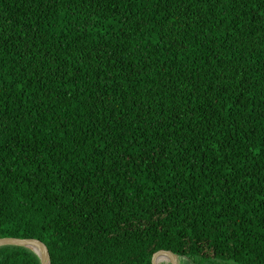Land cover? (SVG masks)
<instances>
[{
  "label": "trees",
  "instance_id": "16d2710c",
  "mask_svg": "<svg viewBox=\"0 0 264 264\" xmlns=\"http://www.w3.org/2000/svg\"><path fill=\"white\" fill-rule=\"evenodd\" d=\"M0 237L264 264V0H0Z\"/></svg>",
  "mask_w": 264,
  "mask_h": 264
},
{
  "label": "water",
  "instance_id": "95a60500",
  "mask_svg": "<svg viewBox=\"0 0 264 264\" xmlns=\"http://www.w3.org/2000/svg\"><path fill=\"white\" fill-rule=\"evenodd\" d=\"M14 245L23 246L32 250L38 257L40 264H50V255L44 242L36 238L0 237V246ZM158 255H165L164 262L168 264H179V257L169 250H158L151 257V264H160Z\"/></svg>",
  "mask_w": 264,
  "mask_h": 264
},
{
  "label": "bare ground",
  "instance_id": "6f19581e",
  "mask_svg": "<svg viewBox=\"0 0 264 264\" xmlns=\"http://www.w3.org/2000/svg\"><path fill=\"white\" fill-rule=\"evenodd\" d=\"M158 261L162 262V261H165L166 260V256L165 255H160L158 258H157Z\"/></svg>",
  "mask_w": 264,
  "mask_h": 264
},
{
  "label": "rangeland",
  "instance_id": "374dc122",
  "mask_svg": "<svg viewBox=\"0 0 264 264\" xmlns=\"http://www.w3.org/2000/svg\"><path fill=\"white\" fill-rule=\"evenodd\" d=\"M160 264H168V263L162 261V262H160ZM179 264H182L181 260H179Z\"/></svg>",
  "mask_w": 264,
  "mask_h": 264
}]
</instances>
